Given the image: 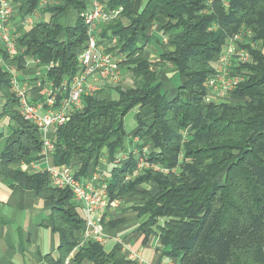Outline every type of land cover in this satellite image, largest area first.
<instances>
[{
	"label": "trees",
	"instance_id": "obj_1",
	"mask_svg": "<svg viewBox=\"0 0 264 264\" xmlns=\"http://www.w3.org/2000/svg\"><path fill=\"white\" fill-rule=\"evenodd\" d=\"M40 1L11 0L14 25L20 32L18 55L10 58L0 43V56L19 69L26 67L28 59L58 64L49 78L59 86L77 72L78 55L86 43L81 17L86 0L48 5L41 10L50 15L48 22L22 27ZM101 1L112 20L101 28L100 42L125 58L122 69L134 84L116 86V100L83 98V108L54 131V166H70L77 157L81 166L75 176L80 180L105 155L114 158L126 152L125 118L138 108L135 137L141 141L140 153L151 145L147 159L173 172L145 171L125 182L136 166L131 155L108 180L109 203L141 198L145 203L134 210L140 217L149 215L140 227L145 242L157 236L163 255L177 264H264V0H215L210 5L208 0ZM70 10L79 13L77 24H58ZM159 17L168 21L161 32L177 35L172 41L174 51L161 54L154 64L145 53L156 39L152 28ZM242 30L250 33L244 47L252 62L234 73L244 81L228 101L207 103L204 83L215 74V60L228 39ZM113 39L116 44L111 45ZM166 63L184 79L171 100L158 72ZM0 90L10 96L15 108L9 75L1 68ZM144 109L150 111L151 123L141 112ZM11 114L20 130L19 140L4 155L5 166L13 165L6 176L54 204L51 218L63 250L58 264L74 249V264H138L127 259L119 244L109 252L99 243L77 248L85 219L72 193L54 189L47 173L31 175L21 170L22 163L42 158L43 134L19 114ZM151 183L157 191L138 189ZM113 224L103 220L104 227Z\"/></svg>",
	"mask_w": 264,
	"mask_h": 264
},
{
	"label": "built area",
	"instance_id": "obj_2",
	"mask_svg": "<svg viewBox=\"0 0 264 264\" xmlns=\"http://www.w3.org/2000/svg\"><path fill=\"white\" fill-rule=\"evenodd\" d=\"M59 1L41 0L38 8L21 22V26L25 28L33 26L35 18L44 7L56 5ZM214 1L208 0L207 3L210 5ZM15 11L11 0H0V43L10 58L18 55L17 40L20 37V32L13 21ZM81 17L86 25V43L78 55L77 72L59 86H56L49 78L50 71L58 64L52 62L41 65L39 61H36L39 70L35 81L31 82L28 79H22L20 70L15 66L7 65L0 56V65L7 66L8 69L10 89L17 101L20 116L35 125L43 134L41 159L44 160L53 158L55 152L54 141L48 139V134L55 131L57 127L65 125L76 111L83 108V98L97 95L105 89L115 88L122 81L121 64L125 58L112 52L110 45L100 42L101 28L112 20V15L107 11L105 4L101 0H88ZM249 34L242 30L231 36L216 58L215 74L204 83L207 90L205 97L207 103L228 101L240 83L244 81V77L234 73V70L252 62L250 51L244 47ZM114 44L116 39H113L111 45ZM129 154L133 156L135 153L130 150ZM130 156L116 159L114 163L122 165L129 162ZM35 163L37 161L31 164L23 163L22 166ZM145 171L163 175L173 172L169 168L149 161L145 155H142L137 158L135 169L127 175L126 180L130 181ZM44 173L49 175L54 189L69 190L73 195L74 203L82 207L84 211L85 229L81 233L77 248L87 243L102 244L105 239L102 210L109 204L108 179L105 175L97 173L88 180L82 181L76 178L69 165L60 167L47 165ZM116 203L117 201L111 204L114 206ZM122 251L131 261L149 264L140 255L132 253L129 245H123ZM70 261L67 259L66 264Z\"/></svg>",
	"mask_w": 264,
	"mask_h": 264
},
{
	"label": "crops",
	"instance_id": "obj_3",
	"mask_svg": "<svg viewBox=\"0 0 264 264\" xmlns=\"http://www.w3.org/2000/svg\"><path fill=\"white\" fill-rule=\"evenodd\" d=\"M87 4L88 0H86ZM48 16L50 15L41 12L35 18V23L48 22L50 20V17L47 19ZM42 18L44 19L43 21H38ZM78 18L79 13L75 10H70L61 16L57 23L65 27H74ZM167 22L166 18L159 17L152 28L156 39L149 45L145 55L154 64L160 62L161 54L170 53L175 49L172 41L177 34L169 36L161 32L162 27ZM27 29H30V27ZM0 68L3 72L8 73L7 66L0 65ZM19 70L22 79L34 82L39 65L36 61L28 59L26 67ZM158 72L159 78L163 82L164 90L168 94V99H173L177 95L178 87L184 79L179 77L177 70L169 63L161 66ZM9 97L5 95L3 90H0V264H58L63 250L60 249L61 239L54 230L51 218L54 204L45 198H41L35 191L24 187L13 178L6 176V173L11 170L13 165L5 166L4 155L8 147L19 140L18 132L20 130L18 121L14 119V114H11L15 112L16 117H18L16 114L20 115L18 106L13 108ZM92 97L98 100H116L118 99V93L115 89H105ZM132 112L136 114L138 108ZM141 112L147 117L148 122L151 123L150 111L144 109ZM128 126L132 127V123ZM128 126L125 122L128 134L126 152L120 153L114 158L105 155L80 180L86 181L97 173L104 174L110 180L113 170L125 164H115L114 161L116 159L124 158L127 155L130 156L129 151L132 150L135 153L132 157L137 160L139 156L147 154L151 150V145H147L143 148V153H140L139 144H141V141L135 137V133L138 130L137 122L135 128H129ZM54 134V131L50 132L47 136L48 139L54 141ZM47 165H54L53 158L49 160L41 159L32 165H21L20 168L27 174H43ZM70 166L75 174L80 169L81 163L77 157H73ZM125 182L129 181L125 180ZM138 189L140 191L155 192L157 191V186L152 183L144 184L139 186ZM144 203L141 198L135 197L117 201L114 206L109 203L103 208L102 213L105 223H115L104 227L105 239L102 243L104 249L109 252L117 244L121 245V247L129 245L132 253L140 255L149 264H177L175 260L163 255L164 248L157 236L152 235L145 242V236L140 227L148 220L149 215L140 217L134 210L135 207L142 206ZM78 208L84 217L82 207L78 206ZM75 235H80V232H76ZM76 250L74 249L65 258L63 264H66L67 259L71 260L69 264H74L73 260ZM123 254L125 255L124 252Z\"/></svg>",
	"mask_w": 264,
	"mask_h": 264
},
{
	"label": "rangeland",
	"instance_id": "obj_4",
	"mask_svg": "<svg viewBox=\"0 0 264 264\" xmlns=\"http://www.w3.org/2000/svg\"><path fill=\"white\" fill-rule=\"evenodd\" d=\"M50 16L47 17V19L49 18ZM44 19H40L38 21H43ZM134 84V80L132 79L131 75L126 71L124 70L123 71V76H122V81L120 83V87L122 88H127V87H131L133 86ZM110 89H114L113 88H110ZM231 101V100H230ZM233 102V101H232ZM135 113L134 112H130L126 118H125V122H126V125L128 126L130 123H132V127H129V128H135L136 127V121H135ZM146 155V154H144ZM162 223V222H161Z\"/></svg>",
	"mask_w": 264,
	"mask_h": 264
}]
</instances>
